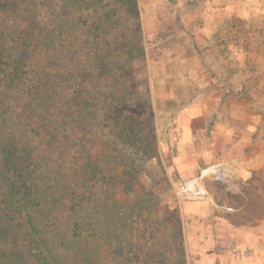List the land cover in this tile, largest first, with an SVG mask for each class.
Instances as JSON below:
<instances>
[{"label":"trees","instance_id":"1","mask_svg":"<svg viewBox=\"0 0 264 264\" xmlns=\"http://www.w3.org/2000/svg\"><path fill=\"white\" fill-rule=\"evenodd\" d=\"M92 2L0 0V264H188L179 210L145 197L128 152L157 151L142 39L113 48L121 18ZM206 186L244 207L232 224L264 217L249 188Z\"/></svg>","mask_w":264,"mask_h":264},{"label":"rangeland","instance_id":"2","mask_svg":"<svg viewBox=\"0 0 264 264\" xmlns=\"http://www.w3.org/2000/svg\"><path fill=\"white\" fill-rule=\"evenodd\" d=\"M96 1L97 5L92 2L84 7L85 15L109 12L110 22L121 18V23L106 31L113 48H124L126 38L142 39L144 63L135 61L133 66L139 90L148 91L157 151L151 158L138 148L128 152L137 180L148 194L145 197L179 210L187 263L194 264L184 231L190 220L183 216L185 202L178 200L176 186L207 163L223 161L224 157L209 162L201 159L214 134L224 139L223 130L212 133L217 123L235 126L229 138L245 140L243 152L253 157L260 153L263 163L262 168L238 174L231 161L228 178L219 185L235 195L249 188L264 198V0ZM194 118L193 125L202 131L189 129ZM234 152L238 154V149ZM213 194L210 199L218 206L217 215L243 211L244 207L235 210L218 205ZM247 226L262 235L264 253V217L253 218ZM119 250L124 251L123 245Z\"/></svg>","mask_w":264,"mask_h":264},{"label":"crops","instance_id":"3","mask_svg":"<svg viewBox=\"0 0 264 264\" xmlns=\"http://www.w3.org/2000/svg\"><path fill=\"white\" fill-rule=\"evenodd\" d=\"M194 120L195 118L190 123L189 129L199 132L201 129L193 125ZM220 125L221 123H217L212 133L223 130L224 139L221 141L214 134L208 145L209 151L201 157L202 161L209 162L215 157L219 159L224 157L222 162L228 168H231V165H228L231 161L237 165L238 169L233 168L238 174H246L248 169L262 168L260 153H256L253 157V153L243 152V148L246 147H243L242 142L245 144V140L240 141L238 137H235V140L229 138L228 133L234 130L235 126L231 123ZM236 144L238 146L235 147ZM234 148L238 149V154L234 152L237 150ZM217 207L210 198L203 202H185L182 205L183 216L190 220L188 225H185L184 231L193 263L264 264V253L261 251L262 235L258 233L259 231L255 227L232 224L227 218L216 214Z\"/></svg>","mask_w":264,"mask_h":264},{"label":"built area","instance_id":"4","mask_svg":"<svg viewBox=\"0 0 264 264\" xmlns=\"http://www.w3.org/2000/svg\"><path fill=\"white\" fill-rule=\"evenodd\" d=\"M228 175L229 169L223 162H211L202 167L196 175L178 182L176 196L182 203L206 201L210 198V193L206 186L207 182H225Z\"/></svg>","mask_w":264,"mask_h":264}]
</instances>
